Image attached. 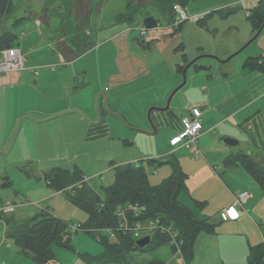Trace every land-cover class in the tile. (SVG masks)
<instances>
[{"label":"crops","instance_id":"obj_1","mask_svg":"<svg viewBox=\"0 0 264 264\" xmlns=\"http://www.w3.org/2000/svg\"><path fill=\"white\" fill-rule=\"evenodd\" d=\"M257 1L259 4L260 0ZM184 24L176 28L169 23L168 27L148 30L141 45V38H131L128 34L132 28L125 20H115L112 26L119 27L116 34L102 39L87 34L84 40L92 45L80 54L75 52L73 44L66 42V34L53 37L54 41L49 42L50 53L39 55L33 64H24L20 71L0 75V97L3 91L9 92L4 103L13 110L9 119L1 117L3 111L0 114L1 129L8 121L13 130L11 137L7 132L3 138L1 132L3 145L0 146H7V152L17 146L28 154L38 150L41 153L44 149L60 151L68 149V140L80 130L89 143L100 142L111 138V124L118 129L122 128L121 123L131 124L139 133L133 142L138 137L147 139L145 147L140 148L147 154L141 155L146 165L130 159L112 166L132 163L152 168L149 162L157 160L162 162L160 165L167 164L171 171L167 160L175 155L186 176L178 201L189 207L197 219H209L214 225L213 233L202 232L196 238L193 260L201 257L203 264H247L249 246L264 244V192L243 168L227 166L224 160L231 154L244 153L264 168V72L245 65L253 57L246 58L231 75L216 72L213 64L199 65L196 61L186 73V83L174 93L168 109L164 110L169 96L182 83L180 68L191 59L181 53L179 63L172 58L175 54L169 59L173 64L166 59L148 60L147 54L138 53L135 46L141 49L147 43L148 47L156 48L163 39L178 37L176 32ZM252 34L255 35L253 30ZM100 40L114 46L115 66L105 74L103 92L98 89L92 92L94 96L86 94L89 82L80 81L82 76V79L87 77L88 70L76 65L101 47L94 44ZM240 44L214 54L229 56ZM210 77L214 78L209 80ZM123 102L132 105L136 112L134 119ZM94 103L96 113H93ZM193 109L201 114L203 128L195 146L198 155L194 154V148L171 144L182 133L181 118L190 115ZM146 111L153 131L145 121ZM160 131L168 140V148H159L152 141ZM155 185L158 183L152 186ZM243 191H249L251 196L243 208H236L237 218L223 216V210L229 209L236 194ZM173 257L171 252L170 259L160 260L161 264H169L175 260ZM182 262L186 264L183 258Z\"/></svg>","mask_w":264,"mask_h":264},{"label":"rangeland","instance_id":"obj_2","mask_svg":"<svg viewBox=\"0 0 264 264\" xmlns=\"http://www.w3.org/2000/svg\"><path fill=\"white\" fill-rule=\"evenodd\" d=\"M11 1L15 5V11L9 20L0 24V31L8 29L14 19L24 18V22L14 32L17 35L15 47L24 56L26 66L33 64L39 55L41 57L45 52L50 53L49 42L54 41L53 37H58V35L66 34V37H68L66 42L68 41L70 44L77 43L78 45L82 42V47L86 48L92 45L89 41L86 44L84 40L87 34L90 38H93V36L95 38L98 35L101 39L109 34L110 36L113 33L116 34L119 27H113L112 24L115 23V17L119 13L125 12L127 2L131 3L132 8L138 9V12L133 15L132 22H127V26L132 28L128 34L131 38H141V45L145 38L144 36L141 37L137 27L145 17H154L159 28L168 27L169 23L171 25L173 23L153 7L150 0ZM257 4V0L190 1L185 6L188 19L183 21L185 22L184 26L176 32L179 34L178 37H174L172 40L163 39L162 42L156 44V48L153 45L148 47L145 43L141 49L135 46V50L140 54H147L148 60L166 59L171 64L174 63L173 60L180 62L181 53L186 54L191 60L200 57L197 64L206 66L213 64L216 72H229L231 75V73H236V69L241 67L246 58L264 55V30L252 43L236 54L253 37L251 23L246 13L247 11L250 12ZM192 18H196L198 21L196 20L193 23ZM237 43L242 44L229 56H224L222 53L219 56L214 54V52L218 53L223 48H228ZM94 44L97 45V48L101 47L92 56L78 63L76 67L79 69L83 67L88 70L87 77L82 79V76L80 81L89 82L86 87V94L95 96L94 93L98 89L103 92L106 83L105 74L113 70L115 65L114 56H112L114 46L109 41L102 43V40L95 41ZM178 46L180 48L177 50ZM173 54L176 56L172 57ZM233 54L236 55L231 57ZM171 57L173 60H169ZM228 58L230 59L224 62ZM191 72L189 70L188 76ZM213 78L210 77L209 80ZM103 94L106 95L105 92ZM9 96V92L3 91L0 97V114L3 111L1 117L4 120L9 119L13 111L4 103V100L8 101ZM123 103L127 105V109L131 113L130 118L134 119L136 112L132 110V105L128 102ZM147 111L145 121L153 131L154 128L148 121ZM94 112L96 113L95 103L93 106ZM7 124L2 126V129L0 126V134L2 132L1 136L3 138L7 132L10 133L9 137L13 134L8 121ZM130 125L121 123L123 129H118L111 124V138L100 142L89 143L83 138V130H80L68 140V149L60 151L44 149L41 153L38 150V152L34 151L28 154L20 151L21 149L17 146L10 152H7V146H4V148L0 146V204H12L15 207L13 216L16 220L29 219L40 209L46 208L54 216L69 224H84L88 217L86 212L75 206L71 201L72 191L70 189L73 185L57 192L46 185L43 174L53 168L68 170L77 168L84 176L86 184L93 191L101 194V188L111 185L114 181L115 167L112 166L113 163L120 164L135 159L132 162L140 163L142 161V164L146 165L144 158L141 160V155L147 154L140 148L145 147L147 139L138 137L133 142L134 136L139 133L137 132L138 129ZM115 129H118V131ZM163 134L164 132L160 131L159 134L153 137L155 139L152 141H155L159 148H168V140ZM118 137L124 138L118 139ZM126 137L128 138L127 142H125ZM49 138L47 139L48 142ZM165 171L167 174H165ZM169 171L170 168L167 164H155L154 167L148 169L149 184H159L162 179L168 177ZM7 233L8 228L4 222L0 221V264H36L18 253L16 245H14L12 239L7 237ZM148 235H150L149 230H143L140 233V238ZM110 240L113 241L114 239L111 238ZM51 248L55 255L56 264H86L84 257L88 255L96 256L103 252V246L84 228L71 234L69 248L58 245H52ZM171 252L172 256L174 255L173 258L178 261L179 257L175 255L174 250H170V246L164 244L144 252H131L128 254L126 261L121 264H125L130 260H134L137 264H146L156 260L168 261ZM206 259L208 262L211 261L209 257ZM175 260L169 262V264H184V262L177 263ZM203 263L204 260L198 257L192 259L189 264Z\"/></svg>","mask_w":264,"mask_h":264},{"label":"trees","instance_id":"obj_3","mask_svg":"<svg viewBox=\"0 0 264 264\" xmlns=\"http://www.w3.org/2000/svg\"><path fill=\"white\" fill-rule=\"evenodd\" d=\"M190 1L196 0H150V3L162 15L174 22L173 6L177 4L185 8ZM14 11L15 5L11 0H0V24L9 20ZM137 12L138 9L132 8L131 3L127 2L125 12L119 13L115 20L132 22L133 15ZM247 18L253 32L256 33L264 24V8L261 0L256 7L250 10ZM13 21L8 29L0 31V52L15 47L17 35L14 30L24 22V18ZM67 28L69 29V26ZM73 47L77 54L86 50L77 43L73 44ZM245 65L264 72V56L248 58ZM182 70L183 67L180 68L181 72ZM224 162L227 166L243 168L264 192V168L251 156L244 153L231 154L225 158ZM167 163L171 167V174L155 186L148 182L149 167L127 163L114 168V181L111 185L102 187L101 194L93 191L87 184H83L80 188L76 186L73 188L72 203L84 210L88 216L84 224L79 223L81 228H84L103 246L102 253L84 257L86 264H121L126 261L131 252H144L164 244H168L174 250L167 233L160 231L152 233L150 244L144 248H138L135 245L137 239L132 238L129 232L120 229L116 216L117 208L134 203L140 204L144 211L137 218L129 215L130 223L158 220L161 226L169 228L176 234L181 256L185 263L189 264L192 261L193 245L196 238L202 232L213 233L214 225L209 219H197L189 207L178 201L177 196L184 189L186 176L175 155H171ZM155 164L160 165L162 162H157V160L149 162L151 167ZM43 178L48 187L58 192L69 185H75L82 181L84 176L77 169L69 171L53 168L44 173ZM2 219L8 228L7 237L13 240L18 253L36 264H50L55 261L52 245L70 247V238L73 233L70 230L71 224L54 216L49 209H40L26 220H16L13 214L4 216ZM109 229L113 230L116 240H110ZM125 264L137 263L130 260ZM146 264H161V261L156 260ZM247 264H264V244L249 246Z\"/></svg>","mask_w":264,"mask_h":264},{"label":"built area","instance_id":"obj_4","mask_svg":"<svg viewBox=\"0 0 264 264\" xmlns=\"http://www.w3.org/2000/svg\"><path fill=\"white\" fill-rule=\"evenodd\" d=\"M262 7L264 8V0H261ZM173 14H174V22L173 26L177 27L181 22L187 20V16L185 13V8L180 5L173 6ZM247 16H249L250 12L247 11ZM192 20L196 21V18H192ZM138 30L141 36L145 35L147 30L143 27L142 23L138 25ZM24 67V57L21 55L20 50L16 47L11 49H5L0 52V75L13 72L20 71ZM201 114L198 109H193L191 114L188 116H184L181 118V126L182 133L177 135L171 140L172 145L181 144L186 148H194V154L198 155L199 151L195 148L197 139L202 133V124L200 121ZM83 184H86V180L78 182L77 184L72 186L70 189L73 192V188L76 186L77 188L82 187ZM251 194L249 191H243L235 196V200L233 205L227 209L223 210L222 215L228 217L231 220L237 218L236 208H243L247 201L249 200ZM15 207L10 203H2L0 204V221L3 222V217L13 214ZM144 208L137 203L128 204L124 207H118L116 210V216L118 218L120 229L124 232H129L132 235V238L139 239L140 233L143 230H149L150 235L156 231H160L161 233H167L170 236V243L174 247V253L182 262L181 250L179 246V242L177 240V236L174 232H172L169 228L161 226L158 220H151L147 222L137 221L134 223H130L129 215L137 218L141 216ZM81 229L80 224H71L70 230L71 232H77ZM110 230V229H109ZM111 238L116 240L114 236L113 230H110ZM149 235V236H150Z\"/></svg>","mask_w":264,"mask_h":264},{"label":"water","instance_id":"obj_5","mask_svg":"<svg viewBox=\"0 0 264 264\" xmlns=\"http://www.w3.org/2000/svg\"><path fill=\"white\" fill-rule=\"evenodd\" d=\"M142 25H143V27L146 29V30H151V29H154V28H156L157 27V25H158V22H157V20L154 18V17H152V16H148V17H145L144 19H143V21H142ZM264 29V24L260 27V29L255 33V35H253V37H251V39L250 40H248V42H246V44L242 47V48H240L237 52H236V54L237 53H239V52H241L245 47H247L250 43H252L259 35H260V33L262 32V30ZM236 54H233L231 57H233V56H235ZM202 57V56H201ZM230 57V58H231ZM200 57H198V58H195V59H193V60H191L184 68H183V70H182V72H181V77H182V83L172 92V94L169 96V98H168V100H167V104H166V107L164 108V110H167L168 109V107H169V103H170V100H171V98H172V96L174 95V93L175 92H177V90H179L185 83H186V73H187V71H188V69L199 59ZM230 58H228V59H226V60H224V62H226V61H228ZM224 143H226L227 144V142H226V140H225V142ZM150 242H151V237L148 235V236H145V237H141V238H139L137 241H136V243H135V245L138 247V248H144V247H146V246H148L149 244H150Z\"/></svg>","mask_w":264,"mask_h":264}]
</instances>
